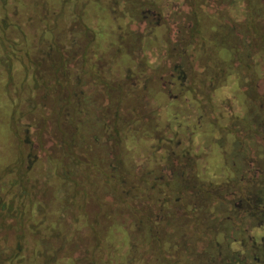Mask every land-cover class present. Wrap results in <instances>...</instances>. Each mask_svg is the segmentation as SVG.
Returning a JSON list of instances; mask_svg holds the SVG:
<instances>
[{"label": "rangeland", "instance_id": "1", "mask_svg": "<svg viewBox=\"0 0 264 264\" xmlns=\"http://www.w3.org/2000/svg\"><path fill=\"white\" fill-rule=\"evenodd\" d=\"M150 3L163 8L164 32L148 33ZM0 6V264H244L243 257L258 253L264 229L256 219L215 196L197 199L210 208L201 221L205 213L190 210L192 193L181 192L183 110L200 108L184 100L192 93L181 86V55L188 54L189 71L204 76L223 75L233 64L228 78L200 90L197 101L209 111L224 106L243 118L251 100L252 108L264 109L258 81L264 1L0 0ZM99 64L108 67L100 77L93 69ZM257 81L253 92L243 89ZM109 82L115 87L107 96L97 91ZM237 82L241 95L232 88ZM105 100L116 118L109 112L105 120ZM112 120L122 124L115 136L105 126ZM210 128L191 130L203 168L207 155L225 145L210 138L218 134ZM251 149L262 164L264 140ZM145 178L151 200L129 196L123 181L141 185ZM249 184L234 196L259 189Z\"/></svg>", "mask_w": 264, "mask_h": 264}, {"label": "trees", "instance_id": "2", "mask_svg": "<svg viewBox=\"0 0 264 264\" xmlns=\"http://www.w3.org/2000/svg\"><path fill=\"white\" fill-rule=\"evenodd\" d=\"M2 20L3 18L1 17L0 32L3 31ZM189 24L191 25L190 22ZM192 29H194V26L189 27L187 29V32L192 31ZM193 32L192 34H194ZM0 37H1L0 44L2 47V40L4 39L3 34H1ZM193 37H195V35ZM181 48L182 50L183 49L188 50V47L186 45H184V47ZM227 52H228V56L232 58L233 51H227ZM185 54L181 55V67H183L181 70V79H182L181 86L184 90L186 89L190 91L192 93V97L186 96L184 100L186 99L190 100L188 104H190L191 106H197L200 104V108L187 107L185 108V110H183V113L185 115H184V119H181V133H182L181 134V182H183V184L181 183V192L183 194H187L185 192L192 193L191 195L195 199L193 207L190 208L192 212L200 213L201 211L202 213H205L208 210H210V208L208 206L203 208V206L201 205L204 204L205 202L202 203L198 201L197 199L199 198H201V200H208L211 199L212 197L219 196L229 205L232 206V200L231 198L226 197L225 192L228 191L227 188H229V186L231 188L232 183L238 184L235 183L237 178L236 174L240 173L242 167V161L248 156L247 153L249 149L257 146L256 138H254V135L255 136L257 135V129L263 125L264 117L260 116V114H263L261 113L262 109L256 108L254 106L253 108L252 106L249 107L248 101H247V109H243L244 102H239L240 105L242 106V109L246 112V114H243L244 115L243 118H238V117L235 118V115H233L231 111L230 112L226 111L224 109V106L221 107L219 105H215L212 108V110L209 111V109L206 106V102L199 103L197 101V96L200 94V90L202 92H205L209 90L210 86H214V84L219 85L221 76L224 77V79H226L231 73L229 70L226 71L225 69L223 75H217L218 77H220L218 78L213 75L216 72L214 73L208 72L207 75L204 76L202 73H196L194 70L189 71L191 66L189 61H186L188 54L186 55ZM208 58H209L208 55H204L203 57L204 60H208ZM232 66L233 64L231 62L227 63V69H230V67ZM234 84L235 85L234 86L232 85V88L237 90L238 95H241L244 91H241L242 88H240V84L238 82ZM183 97L184 95L182 94L181 98ZM207 102L208 104H210V101ZM34 103L36 102L34 101ZM219 103L220 105H222L225 102L220 101ZM252 103H254V101L251 100V104ZM201 111L203 112V115L199 118L194 119L193 116L195 114L198 115ZM113 117L116 118V115H113ZM103 122L101 121V124L106 123ZM112 122L115 125V128L112 127V132H113L112 134H114L115 136V133L117 132L119 133L117 126L121 123L112 120L110 123L108 122L107 126L112 125ZM217 125L218 127H216ZM208 126L209 128L212 127V129L210 128L211 130L215 128L216 131H218V134L217 133L211 134L210 138L217 136L218 139L225 144L224 145L225 148H223L224 147L223 146L221 148V151H217L215 157L213 156L212 158H208L207 155L208 164L205 166V168H203V164L202 163L198 164V160H196L197 150L195 149L196 148L195 141L197 135L193 136L191 130L192 131L197 129L199 130L200 127L201 130L206 134L208 133V131L205 130L204 127H208ZM229 142L231 143V147L229 146ZM232 157L235 161H237L234 166H231V164L229 163V160ZM238 169L239 171H236ZM168 170L172 172L170 166ZM172 173L174 174V172ZM134 180L135 182H139L137 181L136 178H134ZM143 180H145L144 181L145 183L143 182L141 185H139V183L133 184L132 181L129 179H125L123 183L124 186H126L127 191L129 192V196L131 197L136 196L138 198L143 197L145 200L148 201L151 200L152 198L153 189L151 188V185L147 182L146 178ZM154 180H155L154 182H159L160 177ZM154 182H152V184H154ZM169 183H171V181ZM206 217L208 218L207 214L205 213L204 219H202L201 221L203 220L206 221L207 220ZM223 230H226L228 232V228L220 229L222 233L227 234Z\"/></svg>", "mask_w": 264, "mask_h": 264}, {"label": "flooded vegetation", "instance_id": "3", "mask_svg": "<svg viewBox=\"0 0 264 264\" xmlns=\"http://www.w3.org/2000/svg\"><path fill=\"white\" fill-rule=\"evenodd\" d=\"M260 1H264V0H260ZM151 2H154V1H151ZM184 3H186V2H184ZM150 7L151 8L147 9V11H148V17L147 18H150V20H147L149 23V28H147L149 35L155 33L158 30V27H161L160 30L164 32L163 28L165 26H163L164 24H163V22H161V20H164L163 19L164 18L163 17L164 16L163 15V8H162V10L156 9L154 3H152ZM185 15H188V13H185ZM190 22L192 23V21H190ZM226 22H227V24H229L230 23L229 19H226ZM162 26H163V28H162ZM157 36L155 35V37H157ZM250 46L251 45L249 43L248 44L245 43V47L247 50L245 51L244 54L242 52V54L245 56L247 64L250 63L249 60H250V57L252 55V51H251ZM93 69L94 70L97 69V71H98L97 75H99V77H100V76H102L103 72H105V70L108 69V67L106 65L101 66L99 64L98 68H93ZM232 70H233V66L230 67L229 71L232 72ZM140 74H141V77L143 78V80L145 79L147 81L148 79H150L149 76L144 75L143 72H141ZM102 80H104V79H102ZM259 80H261L262 83H264V77L259 78L258 81ZM258 81L256 83H252L251 84L252 87H251V85H246V86L243 85V89L248 88V90H250V92H253L254 91L253 86L256 85V87H257L258 86L257 84H259ZM147 83L148 82H145L144 85H146ZM109 84H111V85L107 86V84H105V87H107L106 90L105 89L103 90L99 86L97 91H99V92L103 93V95H105V93L111 91L112 87H115L112 85V84H114L113 82H109ZM117 88L118 87H116L114 89L115 92L118 90ZM113 95H115V93ZM259 95H257V96H259ZM105 96H107V95H105ZM259 98H261V97H259ZM105 101L101 104H104L107 106L108 105L107 101H106V103H105ZM251 106H252V104L250 101L249 107H251ZM262 107H264V106H262ZM250 109H252V108H250ZM109 112H113V115H116V116L118 114L117 109L110 110L109 106H107L106 108L103 109V115L105 118L108 117ZM261 113H263V114H260V116L264 117V109L261 110ZM231 118H233V117H231ZM107 120L108 119H106V121ZM108 122L110 123L111 121H108ZM263 124H264V122H263ZM105 126L110 127L111 131H112V127L115 128V125H109V126L105 125ZM259 128L261 129L262 126H260ZM259 128L257 129V135L256 136L254 135V138H256L257 143L262 144V141L264 140V132L263 133L260 132ZM250 150H252V149L251 148L249 149V151L247 153L248 156L245 159H243V161L240 160V161H242V167H241L240 173L236 174L237 178H236V182H235V183H238V188L235 187L236 184L232 183L231 188L229 186V188H227L228 191H226L225 194H226V197L231 198L232 205L235 206L236 213L240 214L241 212H239L238 210H241V211L244 210V214H246L247 216H252V219L257 220L258 226L262 227L264 229V162L262 164H258V162L256 161V163H255V161H254L255 158L250 153ZM236 162L237 161H235L233 159V157L229 160V163L231 164V166H234ZM250 165H258V166H257V168H253V167H250ZM236 171H239V169ZM256 182L260 183V184H257L259 186L258 187L259 189L254 190L253 192H249V193H247V195H246V193H242V194H245L246 197H244L242 195H236V197L234 196L235 195L234 192L238 191L237 189L240 188V189H242V191L245 189L242 186L243 184L244 185L249 184V183L250 184H256ZM232 210H233V207H232ZM254 249L258 253L257 254H251L250 256H246L247 258L243 257V259H244L243 263L244 264H247V262H249L248 264H264V241L262 242L261 246H255ZM235 262H237V261H235ZM241 262L238 264H241Z\"/></svg>", "mask_w": 264, "mask_h": 264}]
</instances>
